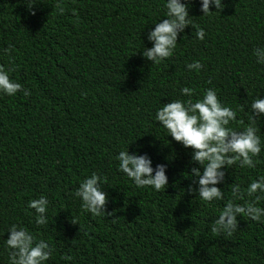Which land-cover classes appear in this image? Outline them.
<instances>
[{
  "label": "trees",
  "instance_id": "1",
  "mask_svg": "<svg viewBox=\"0 0 264 264\" xmlns=\"http://www.w3.org/2000/svg\"><path fill=\"white\" fill-rule=\"evenodd\" d=\"M187 3L193 26L154 64L140 53L152 46L154 23L166 19L164 0H36L31 10L28 0H0V66L22 86L0 93V264H9L4 239L12 224L49 243L45 264H264V216L240 214L230 234L211 231L231 185L244 189L264 176V116L256 121L255 166L222 168L216 187L223 198L209 202L196 196L191 169H203L192 149L154 120L163 103L195 102L213 89L236 112L227 127L242 131L247 105L264 96V65L253 55L264 47V0H222L207 16L199 0ZM194 60L198 71L185 66ZM126 149L145 154L154 170L166 165L168 185L137 187L115 159ZM92 173L107 195L106 213L96 216L74 195ZM41 195L46 221L37 224L27 203ZM253 199L245 194L234 203ZM256 205L264 208V198Z\"/></svg>",
  "mask_w": 264,
  "mask_h": 264
},
{
  "label": "clouds",
  "instance_id": "2",
  "mask_svg": "<svg viewBox=\"0 0 264 264\" xmlns=\"http://www.w3.org/2000/svg\"><path fill=\"white\" fill-rule=\"evenodd\" d=\"M36 0H28V7ZM210 5L215 11H220L224 4L222 0H199V10L207 16ZM166 19L154 23V27L148 32L147 39L151 41L150 48L145 47L140 55L152 63L169 57L177 44V35L182 33L185 26L192 25L189 17V4L187 0H164ZM62 11V10H61ZM197 39H203L204 31L197 28ZM10 45L3 51L7 53ZM256 63L264 65V47L253 49ZM186 68L198 71L201 68L199 61L187 63ZM9 70L0 66V93L12 96L21 90V84L10 79ZM181 95L191 97L193 90L189 87L179 89ZM23 95H29L28 89H23ZM249 123L242 127V131L227 127L230 121L236 117V112L228 106L222 105L218 100L215 90L204 89L202 96L195 102L189 100H170L156 109L154 120L165 130L172 140L180 142L183 147L191 148V160L197 162L203 169L192 168L191 175L198 177L195 189L196 196L200 200L209 202L221 200L223 194L216 187L221 182L225 166H231L238 162L240 167H254L253 157L261 151V139L256 134V121L264 116V96H257L247 105ZM118 169L125 174L137 187L151 186L154 190H160L168 185V177L165 174L166 165L157 164L155 170L151 166L152 161L145 154H137L134 150L129 153L121 150L116 155ZM101 177L96 173L85 177L75 189L74 195L80 198L81 208L93 216L106 213L104 205L107 195L101 187ZM185 191V190H184ZM191 194V184L186 189ZM232 199L224 204L218 217L211 224L213 233L223 231L230 234L237 227L236 217L240 214L253 221H259L264 216V208L258 207L256 201L264 198V176L252 179L247 187L241 189L239 184L231 185ZM253 196L252 201L244 200L243 203H234L243 199L244 195ZM48 201L45 196L30 199L27 203L29 209H33L35 222L44 224L45 212ZM75 223V221H72ZM7 237L4 239V247L8 250L9 264H45L52 249L45 240H35L32 234L23 226L12 224L7 229Z\"/></svg>",
  "mask_w": 264,
  "mask_h": 264
}]
</instances>
